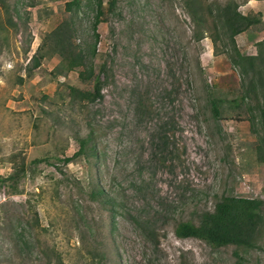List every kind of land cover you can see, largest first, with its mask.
Returning a JSON list of instances; mask_svg holds the SVG:
<instances>
[{
    "label": "rangeland",
    "instance_id": "obj_1",
    "mask_svg": "<svg viewBox=\"0 0 264 264\" xmlns=\"http://www.w3.org/2000/svg\"><path fill=\"white\" fill-rule=\"evenodd\" d=\"M68 2L0 0V264H264V228L250 249L176 235L224 197L264 200L263 95L218 20L233 3L259 20L236 37L256 56L264 0H102L97 101L95 77L50 54L63 24L95 44L94 0Z\"/></svg>",
    "mask_w": 264,
    "mask_h": 264
},
{
    "label": "trees",
    "instance_id": "obj_2",
    "mask_svg": "<svg viewBox=\"0 0 264 264\" xmlns=\"http://www.w3.org/2000/svg\"><path fill=\"white\" fill-rule=\"evenodd\" d=\"M93 4L96 7V15L92 24L95 44L92 46L91 51L87 52L84 48L78 51L72 47L73 30L67 24L59 26L46 37L53 40L51 47L52 53L50 54L60 55L67 64L68 71L78 67H85L88 75L95 77L94 91L83 94L86 99L97 101L103 98L102 91L104 83L102 75L105 67L102 68L98 75L94 76V64L92 60L97 54V44L100 39L98 27L104 11L102 10V0H94ZM189 6L192 8L193 3L189 4ZM81 7L82 0H71V2L67 3V9L70 12L73 10L79 11ZM238 7L236 3L225 5L219 11L218 20L229 34V41L234 51V54L230 57L232 63L241 71L244 80L248 79V88L256 94L260 93L263 95V99L258 102L257 106L260 116L259 124L261 125V131L258 135L260 144L257 148L259 159L264 162V51L263 48H260L259 54L256 56H243L238 50L236 43V37L238 35L248 31L260 22L257 19L251 18L249 15L240 14ZM191 10V12L197 13L196 9L192 8ZM259 46H264V41L260 42ZM31 61H36L39 64L37 55H34ZM80 77L85 79V72H81ZM70 89L71 93H82L74 87ZM243 99H246V97ZM214 109L218 113L217 105H215ZM85 143V140L81 141L80 152L85 147ZM263 228L264 200L224 197L217 202L214 212H206L201 215L198 225L191 223L179 224L176 235L181 238H198L213 247L235 245L250 249L257 246L258 236Z\"/></svg>",
    "mask_w": 264,
    "mask_h": 264
},
{
    "label": "built area",
    "instance_id": "obj_3",
    "mask_svg": "<svg viewBox=\"0 0 264 264\" xmlns=\"http://www.w3.org/2000/svg\"><path fill=\"white\" fill-rule=\"evenodd\" d=\"M7 199L6 185L3 182H0V203L7 201Z\"/></svg>",
    "mask_w": 264,
    "mask_h": 264
},
{
    "label": "crops",
    "instance_id": "obj_4",
    "mask_svg": "<svg viewBox=\"0 0 264 264\" xmlns=\"http://www.w3.org/2000/svg\"><path fill=\"white\" fill-rule=\"evenodd\" d=\"M245 33V32H244Z\"/></svg>",
    "mask_w": 264,
    "mask_h": 264
}]
</instances>
